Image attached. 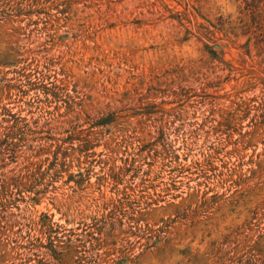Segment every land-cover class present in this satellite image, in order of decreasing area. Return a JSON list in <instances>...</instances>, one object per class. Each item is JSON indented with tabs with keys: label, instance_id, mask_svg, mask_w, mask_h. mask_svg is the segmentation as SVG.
<instances>
[{
	"label": "rangeland",
	"instance_id": "rangeland-1",
	"mask_svg": "<svg viewBox=\"0 0 264 264\" xmlns=\"http://www.w3.org/2000/svg\"><path fill=\"white\" fill-rule=\"evenodd\" d=\"M0 264H264V0H0Z\"/></svg>",
	"mask_w": 264,
	"mask_h": 264
}]
</instances>
